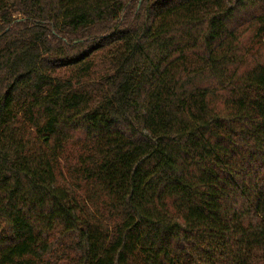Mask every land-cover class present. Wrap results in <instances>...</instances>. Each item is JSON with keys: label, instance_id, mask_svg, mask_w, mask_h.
I'll return each mask as SVG.
<instances>
[{"label": "trees", "instance_id": "16d2710c", "mask_svg": "<svg viewBox=\"0 0 264 264\" xmlns=\"http://www.w3.org/2000/svg\"><path fill=\"white\" fill-rule=\"evenodd\" d=\"M0 264H264V0H0Z\"/></svg>", "mask_w": 264, "mask_h": 264}]
</instances>
